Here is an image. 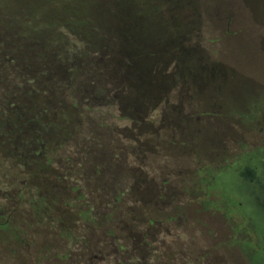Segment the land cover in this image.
<instances>
[{"label": "trees", "instance_id": "trees-1", "mask_svg": "<svg viewBox=\"0 0 264 264\" xmlns=\"http://www.w3.org/2000/svg\"><path fill=\"white\" fill-rule=\"evenodd\" d=\"M214 4L0 0V164L10 168L0 211L13 200V212H24L16 224L26 228L29 248L43 238L48 250L25 264H154L157 234L189 222L175 214L177 193L205 210L222 206L225 220L236 211L264 230L259 189L246 176L237 180L227 168L211 174L202 164L201 177L189 180L194 188L185 189L133 164L154 146L204 162L190 147L204 117L197 110L206 111V91L219 92L228 69L202 43L203 28L216 29L219 20L220 13L208 14ZM211 102L216 119L234 117L218 97ZM199 188L215 198L200 199ZM236 196L243 206L234 208ZM241 245L253 264H264V250ZM56 247L65 251L60 259L50 257Z\"/></svg>", "mask_w": 264, "mask_h": 264}, {"label": "rangeland", "instance_id": "rangeland-1", "mask_svg": "<svg viewBox=\"0 0 264 264\" xmlns=\"http://www.w3.org/2000/svg\"><path fill=\"white\" fill-rule=\"evenodd\" d=\"M214 2L208 14L212 16L215 12L220 13L219 20L214 22L216 29L203 28L202 43L211 58L228 69L227 76L221 79L219 92L211 94L206 91V111L197 110L204 112V117L198 123L199 130L190 147L205 158L204 162L199 163L190 154L165 156L166 152L160 150L159 146H154L151 153L141 152L133 161L135 166L151 175L166 173L171 185L176 188H194L190 182L201 177V173L195 171L202 164L206 166L204 170H211V174L226 168L232 170L237 180L247 179L242 177L241 171L249 161L248 155L258 152V163H254L258 167L264 164V0ZM225 26L227 32H223ZM212 95L218 97L221 111H231L234 117H230L228 121L216 119V113L210 110L212 105H217L211 102ZM174 102L173 97L172 103ZM159 111V108L154 111L153 116H158ZM241 112L242 115H239ZM214 119L218 122H214ZM126 144L122 139L117 142V148L123 149ZM172 149L174 152L179 150L177 145L172 146ZM213 158V161H209ZM191 173L194 177L189 179L187 174ZM9 178L8 164H0V203L4 202V194L9 190ZM263 179L264 174V184ZM197 195L203 200L215 198L213 192L208 193L201 188ZM175 201L180 204L175 207V214L185 215L189 222L179 226L171 223L172 225H167V229L157 234L155 242L152 243L155 248L154 264H253L241 251V243L253 241L257 247L263 241V235L256 231L250 221L236 211L225 220L223 216L226 213L222 206L205 210L196 200L185 194L177 193ZM243 203V199L237 196L234 198V208L243 206ZM247 204L250 207L260 205L251 200ZM13 205V200L9 199L1 205L0 211V254H5L4 263L25 264L27 257L35 252H38L39 257L45 258V253L48 252L45 248L46 240L40 238L34 251L29 248L30 237L26 234V228H20L16 224L23 219L24 212L21 211L23 216L21 214L22 218L19 217L13 212ZM193 217L200 218V221L197 219L196 222ZM42 219L43 224H48L43 217ZM52 254L51 258L60 259L65 251L56 247Z\"/></svg>", "mask_w": 264, "mask_h": 264}, {"label": "flooded vegetation", "instance_id": "flooded-vegetation-1", "mask_svg": "<svg viewBox=\"0 0 264 264\" xmlns=\"http://www.w3.org/2000/svg\"><path fill=\"white\" fill-rule=\"evenodd\" d=\"M258 152H255L253 154L248 155L249 161L248 163H246V165H244L241 174L247 177L248 181H252V185L255 186L259 189L257 192H259V195H255L256 199L259 201V203L261 204V206H263L264 208V184L262 181V176L264 174V164L260 165L261 166H256L257 164H255L254 162L258 163V159H259V155L257 154ZM261 167V168H260ZM260 168V169H259ZM264 180V179H263ZM263 191V192H262ZM255 191H252V193H255ZM253 226L256 228V226L258 227V224L256 223H252ZM259 233H261L263 235V239H264V230L257 229ZM264 244V241H263ZM260 250L263 251V247L259 246ZM255 254H258L260 252L255 251ZM260 261L264 262V255L262 258H260Z\"/></svg>", "mask_w": 264, "mask_h": 264}]
</instances>
